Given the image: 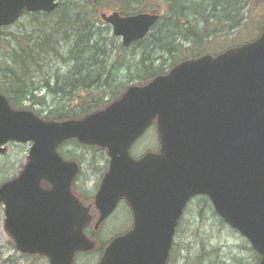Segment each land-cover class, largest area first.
Segmentation results:
<instances>
[{
    "label": "water",
    "instance_id": "obj_1",
    "mask_svg": "<svg viewBox=\"0 0 264 264\" xmlns=\"http://www.w3.org/2000/svg\"><path fill=\"white\" fill-rule=\"evenodd\" d=\"M58 0H0V26L22 10L50 11ZM123 45L143 37L154 11L100 14ZM159 147L134 158L131 144L152 122ZM76 138L106 148L109 163L94 194L96 226L123 197L133 222L112 238L97 264H165L188 199L205 194L264 264V27L253 40L186 58L105 107L80 118L47 120L13 109L0 94V153L8 140L31 145L14 178L0 184L2 229L19 252L71 264L94 245L83 231L88 207L71 189L78 170L56 146ZM41 181L48 184L41 185Z\"/></svg>",
    "mask_w": 264,
    "mask_h": 264
},
{
    "label": "trees",
    "instance_id": "obj_2",
    "mask_svg": "<svg viewBox=\"0 0 264 264\" xmlns=\"http://www.w3.org/2000/svg\"><path fill=\"white\" fill-rule=\"evenodd\" d=\"M68 1L69 0H63V5L59 4L50 12L30 13L31 16L36 18V21L32 22L31 26L23 34L13 35L12 31L1 30L2 35L8 33L9 36L12 35V39L7 41V46L2 47L3 54L0 57V92L6 95L10 104L13 106H30V103H32V100L35 98V89L40 86L44 87V91L42 95H40V98L43 96V103L52 101L54 105L58 104V108L55 110H48L46 113L44 112L41 115L43 118L62 119L77 117L101 107L108 100L116 97L120 91L115 94L113 88V90H111L112 95L107 100L95 97L91 95L90 92L93 90L98 91L99 86L101 87L102 84H109L110 79H114L119 71H127L125 62H119L116 55L110 58L108 63H105L98 55H95V52L106 55V48H100V46L96 44L95 34L96 31H99V27L95 26L94 18L85 8L86 2L89 3L90 9L91 7L95 9L96 5H101L102 2H99V0H82L84 4L73 8V4L66 3ZM164 1L167 2V4H165L166 7H162L161 10L168 16L164 17L163 22L157 21L152 27V30L148 33L154 38L150 40L149 43L154 46L155 50L152 48L148 49V43L143 46L140 45L136 50L139 59L130 58L127 61L128 64L131 63L133 67V71L127 72L128 74L132 73V76H134L133 79L137 83L145 82L155 74L165 72L171 65L182 58L199 54L193 52L190 55L182 57L181 54L186 49L181 46L178 41H174L176 37H184V40L190 37L192 41H197L206 36L209 38L210 35H224L221 34V32L229 28H234V30L236 28L237 30H235L233 36L230 38L231 41L235 42V44L245 41V39L241 37L242 34L245 33V28L247 26L243 25L240 31V28L237 27L240 23L237 14L245 18V23L252 19L250 10H248L245 15L242 12V2L245 0ZM251 1L259 2V0ZM132 2L136 4L135 7L132 6ZM102 5L106 6L107 4ZM114 9L119 10V12L127 13L143 8L138 6L136 0H116V7ZM97 12L98 10L95 13ZM234 15L235 19L233 18ZM95 22L100 21L98 18H95ZM260 22L261 24L257 26L253 25L254 28L258 27L256 29L257 31L248 37L253 35L255 37L260 32L264 25V18L261 19ZM198 27H200V29ZM146 36L132 43L135 45L142 43L146 39ZM213 36L207 41L208 44L214 39ZM148 39L150 38L148 37ZM64 43L69 45L66 58L59 50L60 46ZM120 45L122 44L119 43L117 46L120 48ZM197 45H199V43L196 44L195 47ZM200 45L201 50L203 48L205 49V47H203L204 44L201 43ZM122 49H125L124 46ZM164 52L171 53L173 57L171 58L170 64L165 69H161L157 67L155 61L160 58ZM53 57H56V59L58 57L62 60L64 59L65 62L63 64H69L71 60L72 65L69 64L67 69L63 72H60L57 68H54V71L47 69L45 73L37 74L34 78L33 75L41 71L43 62H50ZM59 61L60 60H58V64L61 63ZM39 62L42 63L40 64ZM35 68H37V71L34 73ZM32 73L33 75H31ZM32 78H34V80H32ZM99 83L101 84L95 87V85ZM83 89H85L89 99L82 102L81 106L78 107L80 111L76 112L74 108H72V97H74L72 93L75 90L81 91ZM64 96H66V101L68 99L69 102L61 107L62 98ZM53 112H56V114ZM69 141L75 140L71 139ZM81 146L91 147L86 145ZM70 157L73 156L70 155ZM199 200L204 204H210L208 199L204 196H201ZM211 212L216 215L212 207ZM219 220L223 222L221 218H219ZM205 249H208L207 253L204 255L206 261L212 257L215 248L214 246H209L207 243H201L199 252L203 253ZM172 250L171 248L170 254ZM23 255H30L32 257L42 256L32 254ZM0 264H18V261L14 257L8 255L0 260Z\"/></svg>",
    "mask_w": 264,
    "mask_h": 264
},
{
    "label": "rangeland",
    "instance_id": "obj_3",
    "mask_svg": "<svg viewBox=\"0 0 264 264\" xmlns=\"http://www.w3.org/2000/svg\"><path fill=\"white\" fill-rule=\"evenodd\" d=\"M136 1L138 2V6L144 10H150V8L156 10L160 14L158 20L159 22H163L164 17L168 16L163 10H161V8L166 7L165 4H167V2L164 0H140V3L139 0ZM99 2H102L101 5H96L95 9L93 7L90 9L89 3L86 2L85 8L94 18L93 20L95 26L99 27V31H96V34L94 33L97 36H95L96 44L100 46V48H106V55H102L101 53L94 51L95 55H98L99 58L101 57L105 63H108L110 58H113L116 55L119 62H125L127 71H133L132 64H128L127 61L130 58L139 59L136 50L140 47V45L143 46L148 43V49L152 48L155 50L154 46L149 43L150 40H153L154 38L152 35L147 34L146 39L142 43L137 45L130 43L124 46L125 49H122L123 46L120 45L121 47L119 48L117 45L121 43V39L120 37L114 36L112 34L111 27L108 24L101 23L100 20V22H95V18H99L98 12H110L112 10L111 8L116 7V0H99ZM66 3L73 4V8L75 6L84 4L82 0H69ZM102 4L107 5L105 6ZM60 5L63 4L61 3ZM132 6L135 7L136 4L132 2ZM242 8L244 15L248 10H250L252 19L245 23V18L242 15L237 14L238 21L240 22L237 27L240 28V31L243 28V25L247 26L245 28V33L242 34L241 38L248 40L250 37H254V35L250 37L248 36L252 33H255V31H257L256 29L258 28H254L253 25L257 26L261 24L260 21L264 18V0H259V2L245 0L242 2ZM97 10L98 12L95 13ZM235 15L233 16L234 19ZM35 21L36 18L31 16L30 13H24L13 24L5 27V29H7V31H12L13 35H20L28 30V28L31 26V23ZM198 28L200 29V27ZM235 30L237 29L235 28ZM235 30L234 28H229L221 32V34L224 35H210L209 38L206 36L205 38L199 39L197 41H192L190 37H188L187 40H184V37H176L174 41H178L181 46L185 47L186 50H184V52L181 54L182 57L185 55H190L193 52L202 53L203 51H217L223 47H226L227 45L235 44V42L231 41L230 39L233 36ZM211 36H213L214 39L208 44L207 41L210 40ZM148 37L150 39H148ZM9 39H12V35L9 36L8 33L3 34V40L0 42V57L3 54L2 47L7 46V41H9ZM198 43L199 45L195 47V45ZM201 43L204 44L203 47H205V49L203 48L201 50ZM68 48L69 45L64 43L59 49L65 58L68 55ZM172 57L173 55H171V53L164 52L160 58L156 59L155 63L157 67L165 69L170 64ZM58 60H60V64H58ZM64 62V59L62 60L59 57L56 59V57H53L50 62H43L40 72H36L37 68H35L34 73H36L34 75L32 73L31 75H33L35 78L37 74H43L47 69L54 71V68H57L60 72H63L67 69L69 64L72 65L71 60L69 61V64H63ZM39 63L41 64L42 62ZM127 71H119L118 74L115 75L114 79H110L109 84H102L101 87L99 86L101 83L95 85V87L99 86L98 91L93 90L90 92V94L106 100L112 95L111 90H113V88L115 90V94L118 93L124 88V86L128 85L130 82H134V76H132V73L128 74ZM34 78H32V80H34ZM43 91L44 87L41 86L35 89V98L32 100V103H30V107H32L35 112L37 111L40 114H43L44 112L46 113L48 110H55L58 108V104L54 105L52 101L43 103V96L40 98V95H42ZM72 96H76L75 98L72 97V108H74L76 112L80 111V108L78 107L81 106L82 102H85L86 99H89V96L86 95L85 89L81 91L75 90L72 93ZM62 100L61 107L65 103L68 104L69 102L68 99L66 101V96H64ZM53 113L56 114V112ZM29 145L30 142L19 143L10 141L7 143L6 151L0 154V182L17 173L20 166L26 159ZM156 146V132L154 127H150L142 137L138 138L131 145L130 153L131 155L138 156L145 150L153 149ZM58 148L59 150H65L67 155H72L80 163V171L73 183L75 192L93 194L97 188L100 176L102 174L101 171L103 170L106 163V155L104 152L94 147H82L80 144L73 141L66 142ZM200 197L201 196L193 197L191 201H189V203L185 206L182 217L176 227V233L173 240L174 242L171 247L173 250L167 260L168 264H254L257 255L253 250H251L249 242L236 230L231 228L226 223L221 222L219 217L211 212V205L202 203L199 200ZM2 217L3 206L0 203V260L9 255L14 257L18 261V264H49L47 258L44 256L32 257L30 255L20 254L15 250V248L10 244V238L1 227ZM108 218H106V221L102 224L101 230H99V234L100 231H102V236L108 235L109 237L110 235L125 229L130 224L128 209L122 202L118 205L114 213ZM201 243H207L209 246H214L215 248V252H213L212 257L206 261L204 255L207 253L208 249H205L203 253L199 252ZM95 254L96 252L78 253L76 255L74 264H96L97 257Z\"/></svg>",
    "mask_w": 264,
    "mask_h": 264
},
{
    "label": "flooded vegetation",
    "instance_id": "obj_4",
    "mask_svg": "<svg viewBox=\"0 0 264 264\" xmlns=\"http://www.w3.org/2000/svg\"><path fill=\"white\" fill-rule=\"evenodd\" d=\"M100 180V179H99ZM99 184V183H98ZM120 202V201H119ZM89 205V210H90V204ZM91 209H93V207H91ZM93 213H95V210H93ZM88 228V227H87Z\"/></svg>",
    "mask_w": 264,
    "mask_h": 264
}]
</instances>
